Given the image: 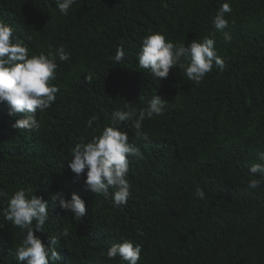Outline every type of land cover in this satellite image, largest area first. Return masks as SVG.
I'll return each mask as SVG.
<instances>
[{"label": "trees", "instance_id": "16d2710c", "mask_svg": "<svg viewBox=\"0 0 264 264\" xmlns=\"http://www.w3.org/2000/svg\"><path fill=\"white\" fill-rule=\"evenodd\" d=\"M223 2L76 0L63 16L55 0H0V19L30 52L63 45L69 53L58 62L56 101L37 112L39 131L12 130L19 117L0 103V209L20 187L49 201V221L34 234L47 244L48 235L68 228L58 245L59 264H126L106 256L122 239L142 245L138 264H264V184L252 190L245 183L264 152V0H227L233 11L224 31L231 40L222 32L214 37L226 69L214 68L199 85L179 67L159 81L136 57L150 32L186 43L209 35ZM121 45L125 57L117 64L111 57ZM88 74L93 79L86 84ZM154 95L168 104L163 115L143 122L148 141L129 131L143 159L129 158L131 195L126 205L113 207L86 188L83 175L75 179L67 166L71 148L109 124L116 108L130 102L139 110ZM197 186L205 199L195 196ZM57 192L68 199L79 194L85 217L74 220L58 201L51 206ZM0 224V264H17L20 230L2 214Z\"/></svg>", "mask_w": 264, "mask_h": 264}, {"label": "clouds", "instance_id": "9594fccd", "mask_svg": "<svg viewBox=\"0 0 264 264\" xmlns=\"http://www.w3.org/2000/svg\"><path fill=\"white\" fill-rule=\"evenodd\" d=\"M75 3L76 0H55L56 8L63 16L69 14ZM232 11L231 4L225 0L211 20L214 31L187 43L174 42L160 31L145 35L136 53L139 67L148 70L159 81L167 78L170 70L179 67L187 79L196 85L214 68L223 73L226 62L218 53L214 37L216 32H222L225 41L231 40L229 32L224 30L229 28L227 14ZM124 57L125 49L121 45L117 46L111 60L118 64ZM67 60L69 53L63 45H49L47 51L30 52L15 28L0 19V103L7 104L10 116L19 117L11 124L12 130H40L37 112H45L56 101L60 92V86L54 83L58 62ZM84 79L89 84L93 77L88 74ZM133 104L126 102L116 108L111 113L110 123L95 129L90 139L80 137L71 148V158L67 160V166L75 174L76 180L83 175L86 188L95 196L109 200L116 208L126 205L131 195L129 158L143 159L140 148L130 142L129 131L134 130L136 140L148 141L149 133L143 130V122L163 115L168 101L154 95L144 108L137 110ZM96 119L94 115L90 117L86 127L92 128ZM257 157L258 160L249 166L251 178L242 181L252 190L264 184V152H258ZM256 173L261 174L259 178L253 175ZM195 196L201 200L206 198L205 191L199 186L195 189ZM51 201V206L58 201L59 208L71 213L74 220H82L86 215V202L76 192L71 194L70 199L57 192L52 195ZM49 205V201L35 195L31 189L20 187L13 191L7 198L6 206L0 209L4 219L20 230V241L14 248L17 264H59L61 261L57 249L61 238L69 236L68 228L48 235L47 244L34 234L44 232L50 218ZM141 253L142 245L130 239L111 243L106 250L108 259L119 257L126 264H138Z\"/></svg>", "mask_w": 264, "mask_h": 264}]
</instances>
